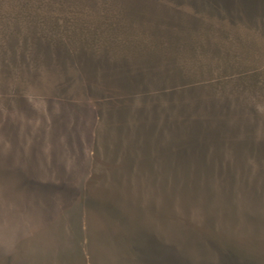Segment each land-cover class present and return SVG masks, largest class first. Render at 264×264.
<instances>
[{"label":"trees","instance_id":"trees-1","mask_svg":"<svg viewBox=\"0 0 264 264\" xmlns=\"http://www.w3.org/2000/svg\"><path fill=\"white\" fill-rule=\"evenodd\" d=\"M161 4L0 0V59L6 61L0 84V143H5L0 181L14 175L7 189L12 181L22 191L59 188L33 171L40 160L29 161L30 151L45 156L44 147L23 141L32 133L29 69L41 67V56L49 63L66 59L69 55L57 50L66 45L81 61L104 60L103 68L89 71L90 81L106 84V94L118 97L113 101L118 108L140 110L142 117L127 119L126 112L119 116L121 110L111 115L110 105H104L110 110L103 120L106 131L114 133L120 117L128 144L142 142L150 159L126 170L150 176L151 182L138 187L139 206L147 211L133 219L137 238L88 203L102 220L94 217L93 226L86 222V243L97 242V248L87 246L88 259L102 249L117 254L121 236L129 251L135 241L137 255L141 237L152 239L157 264H264V21L236 13L220 0ZM16 110L22 113L6 119ZM148 144L162 156L167 152L169 165L155 164ZM165 144L174 146L168 152ZM14 228L16 236L22 234ZM17 253L6 246L0 259L9 264ZM123 255L137 258L132 251Z\"/></svg>","mask_w":264,"mask_h":264},{"label":"rangeland","instance_id":"rangeland-1","mask_svg":"<svg viewBox=\"0 0 264 264\" xmlns=\"http://www.w3.org/2000/svg\"><path fill=\"white\" fill-rule=\"evenodd\" d=\"M220 1H222V4L226 7H230L231 5L236 13L250 12L257 19L259 18L264 21V0ZM162 2L168 3L173 2V0H147L148 4L151 3L153 5H162ZM52 20L55 21L54 19H48L47 21L51 23ZM63 47L64 48H58L57 50H61L64 56L66 54L69 56L66 57V59L61 57L62 59L60 61H55L54 63L48 62L49 58H47V55L41 56L40 50H33V52H37L36 54L41 56L42 65L40 68L29 69L31 88L29 89V95L26 99L28 100L27 102L31 104L30 109H32V111L28 112V120L31 125L32 133L25 134L26 139H24L23 142L25 144H41L46 153H48L47 150H49L47 146L51 145V150L49 151L52 153L53 159L51 160L54 161V168L49 167L45 171V167L42 166L43 171L47 173L44 175V173L42 174L41 172V174L45 177L43 178L44 180L53 181L52 183L55 186V183L59 184L57 190L61 192L56 195L55 204H60L59 206H63L64 210H69L72 206V202L77 200V194L82 192L85 206L89 203L91 208L99 207L103 214L111 215L118 224H121L124 229L126 228L129 233L131 232L133 236H135L134 239H136L137 237L134 235L133 230L135 226L134 220H136L137 217L140 218L141 212L147 211L144 206H139L138 195L141 193L138 187L139 185L147 187L151 182L148 179L150 176L138 172L129 173L126 170H130L133 163H135V166L133 164L135 169L136 163L140 166L150 159H147L141 151L144 145L141 144L142 142L138 140V143H136V139H133L134 144H128L130 142L129 137L126 136L127 134L123 135V133L120 132V129L123 130V125L121 124L120 126V117L114 124V133H110V135L106 131L103 120L110 110L112 113L111 115H115V111L121 110L119 116L123 117H125L124 112H126L127 119H129V115L131 119H141V112L140 110L125 109V107H123V109L118 108L119 104L113 103L118 97L115 94H106L109 93L106 89V84H102V82L97 84L90 81L91 78L88 75L89 71H97L99 67L103 68V65L99 63H104V60H92L93 57H90V63H88L87 60L81 61L80 56L73 53L70 47L66 45ZM44 53L45 52H43V54ZM33 55H35V53H33ZM93 63L98 64L94 65ZM97 66L99 67L97 68ZM5 71L6 61L0 59V84L5 81ZM109 71L112 70L109 69ZM111 74L113 73H109V75ZM3 100L0 99V102ZM25 102H23L20 107L24 106ZM108 104L110 105V110L107 109V111H105L104 107L107 108V106L104 105ZM20 113H22V111L16 110L12 113L10 112L9 114L13 116L8 115L6 119H14ZM30 125L27 124L25 128H30ZM135 128L138 129V123H135ZM55 144H57L58 148L54 147ZM148 146L150 147L149 151H154L158 158V163L155 161V164H164L165 167L169 165L171 161L166 158L168 156L167 152L162 156L160 150L155 152L153 144L152 146L148 144ZM165 146L167 148L166 151L169 152L174 144H165ZM129 150L132 151L131 155ZM30 154V157H33V159L29 161L33 163L35 159L40 160V164L48 159V157L45 158L44 155H42L43 157L32 156L34 155L32 151H30ZM129 156H131L132 159H129ZM168 177H170L169 174L165 175V178ZM10 178L16 179V176L13 175L10 176ZM128 185L129 188H131L130 190L127 188ZM132 188L135 189L132 190ZM47 194L52 195L50 191H48ZM29 211L31 212V210ZM29 214L31 216L35 215L34 213ZM94 217L99 221L101 220L96 214L91 218H86L92 226L93 222H95ZM67 224L66 222L64 225ZM16 229L22 233L30 231V229L27 230V225L21 223L16 226ZM51 229L54 235L53 239L55 243L58 244L57 250L59 248H64L63 245L69 246L66 244V238L61 237L59 233H57L59 230L55 231V227H53L52 224L48 226V230L50 231ZM42 231L43 230L35 231V234L40 238L38 239L39 242L42 241ZM15 232L17 233L16 230ZM31 238L32 237H27V250L25 254H21L20 257H16L15 259L12 257L9 260V264H79L78 260L75 259L76 257H71V255L68 254H64L62 257H60V255L54 256L53 254L57 253L55 245L47 248V251H52L51 254H46L41 251L44 256H36L33 260V255H30L32 253L30 246L33 243V239ZM141 238H143L140 247L141 251L138 255L137 251L134 250V247L136 248L135 241H130L132 247L129 251L124 239L119 236V252H115L117 254H112L114 250L111 248L105 251L102 249L101 252L96 250L100 255H94L92 259H88L87 256V264L159 263L157 253L154 252L156 246L150 241L152 239H148V237ZM15 242L17 245L19 244L17 241ZM95 245L97 248V242H95V244L93 242L87 244L88 248H94ZM14 247L13 249H15ZM131 251L132 254H136L134 256L135 258L137 257L135 261L132 255H123V252L131 253ZM17 252L23 253L19 250ZM72 253L71 254L74 255V250H72ZM196 255V257H199L200 253ZM111 258L112 260H110ZM194 262L199 263L201 261L196 260ZM0 264H6V261L0 259ZM84 264H86V262H84ZM160 264L169 263L161 261Z\"/></svg>","mask_w":264,"mask_h":264},{"label":"water","instance_id":"water-1","mask_svg":"<svg viewBox=\"0 0 264 264\" xmlns=\"http://www.w3.org/2000/svg\"><path fill=\"white\" fill-rule=\"evenodd\" d=\"M47 147L51 150V145ZM54 147L58 148L57 144H55ZM49 150H47L48 153L45 151V158L48 157V159L42 164L36 162V164L40 166L38 168L36 165L33 169L34 172L38 174L42 172V174L44 173L45 175L47 172L43 171V167H45V171L49 167L54 168V161L51 160L53 159L52 153H50ZM42 177L45 178L44 176ZM3 178H9V180L8 182H5L3 179L0 181V249L2 250L6 246H15L14 248L17 251L23 252L17 253V255L25 254L27 250V237H32L33 243L30 246L32 253L30 255H33V260L36 256H44L43 253L51 254L52 251H47V248L55 245L57 253L53 254L54 256L60 255V257H62L64 254H68L71 255V257H76L75 259L78 260L79 264H84V262L87 264L86 222L88 219L86 218L93 217L95 213H92L93 210L90 211L86 208L83 202L82 192L77 194V200L72 202L71 208L69 210H64L63 206L55 204V197L61 191L46 190V187H42L38 190L26 189L22 191L16 189L18 187L12 185L13 181L9 184V187L12 189H7V183H9L12 178L8 176ZM48 191H50L52 195H48ZM21 202H23V204H21ZM29 210H31V212ZM29 213H34L35 215L31 216ZM66 222L68 224L64 225ZM20 223L27 225V230L30 229V231H25L21 235L16 236L14 227L18 226ZM50 224L55 227V231L59 230L57 233H59L61 237L66 238V244L69 246L63 245L64 248H59L57 250L58 244L55 243L53 232H51L53 228L50 231L48 230ZM40 230L43 231L41 233L42 241L39 242L38 239L40 238L35 234V231ZM91 238L94 240L93 237ZM15 241L19 244L17 245ZM72 250H74V255H72ZM110 260H112V258Z\"/></svg>","mask_w":264,"mask_h":264},{"label":"flooded vegetation","instance_id":"flooded-vegetation-1","mask_svg":"<svg viewBox=\"0 0 264 264\" xmlns=\"http://www.w3.org/2000/svg\"><path fill=\"white\" fill-rule=\"evenodd\" d=\"M16 257H13V259H15Z\"/></svg>","mask_w":264,"mask_h":264},{"label":"bare ground","instance_id":"bare-ground-1","mask_svg":"<svg viewBox=\"0 0 264 264\" xmlns=\"http://www.w3.org/2000/svg\"><path fill=\"white\" fill-rule=\"evenodd\" d=\"M258 40V39H257Z\"/></svg>","mask_w":264,"mask_h":264}]
</instances>
